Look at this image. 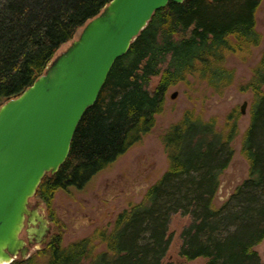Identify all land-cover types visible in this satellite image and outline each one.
<instances>
[{
    "label": "trees",
    "instance_id": "obj_1",
    "mask_svg": "<svg viewBox=\"0 0 264 264\" xmlns=\"http://www.w3.org/2000/svg\"><path fill=\"white\" fill-rule=\"evenodd\" d=\"M109 1L0 0V106L31 85L61 45ZM261 1H169L155 10L83 113L65 162L46 173L36 190L55 231L36 254L10 264H177L165 261L175 214L189 218L180 232L179 254L186 260L264 264L255 249L264 240V50L251 77L238 86L253 93L241 138L249 173L221 205L215 198L239 134L235 108L223 123L185 109L161 135L166 170L111 227H95L64 244V223L54 208L59 190L82 188L155 127L170 87L193 78L222 94L232 85L235 72L226 67V57L247 60L261 43L256 27Z\"/></svg>",
    "mask_w": 264,
    "mask_h": 264
},
{
    "label": "water",
    "instance_id": "obj_2",
    "mask_svg": "<svg viewBox=\"0 0 264 264\" xmlns=\"http://www.w3.org/2000/svg\"><path fill=\"white\" fill-rule=\"evenodd\" d=\"M169 1L184 0H110L31 85L0 106V264L46 245L52 224L43 201L34 206L30 198L65 162L115 60Z\"/></svg>",
    "mask_w": 264,
    "mask_h": 264
},
{
    "label": "rangeland",
    "instance_id": "obj_3",
    "mask_svg": "<svg viewBox=\"0 0 264 264\" xmlns=\"http://www.w3.org/2000/svg\"><path fill=\"white\" fill-rule=\"evenodd\" d=\"M256 17V27L262 35L261 43L252 49L247 60H242L235 54L227 55L226 67L234 70L235 80L222 94L214 93L205 82L195 81L193 78H190L188 83L180 82L170 87L165 110L157 116L155 127L145 134L140 142L98 172L82 188L71 187L68 191L59 190L55 194L54 208L57 216L64 223V244L89 235L95 227H111L116 215L122 209L143 199L147 188L164 173L168 166L161 135L180 118L187 108H194L205 118L218 116L220 123H223L225 115L232 109L240 111L239 134L233 141L234 154L229 166L221 175L220 189L215 198V204L221 205L235 187L248 176L249 164L241 153V138L250 122L253 93L243 92L238 86L251 77L252 67L259 61L264 50V0L260 3ZM81 29L82 26L77 30L73 39L78 36ZM71 40L61 45L55 56L66 49ZM173 92L177 93L174 98L171 97ZM245 101L247 102L245 113H241V105ZM36 200H38L36 195L31 197V204H35ZM188 223V217L173 215L169 226L172 239L165 261L177 264H205L202 258L189 261L179 254L180 232ZM51 224L52 233L55 231V223L51 222ZM102 248L101 245L97 249ZM255 249L264 262V240L255 246ZM36 251L37 249L31 247L29 256L36 254ZM84 264L90 263L85 262Z\"/></svg>",
    "mask_w": 264,
    "mask_h": 264
},
{
    "label": "flooded vegetation",
    "instance_id": "obj_4",
    "mask_svg": "<svg viewBox=\"0 0 264 264\" xmlns=\"http://www.w3.org/2000/svg\"><path fill=\"white\" fill-rule=\"evenodd\" d=\"M38 201H39V199L36 200V201H35V204H33V205H34V206L37 205ZM48 219H49V218H48ZM49 221H50V220H49ZM51 231H52V230H51ZM50 234H51V233H50ZM50 234H49V236H50ZM48 238H49V237H48Z\"/></svg>",
    "mask_w": 264,
    "mask_h": 264
}]
</instances>
